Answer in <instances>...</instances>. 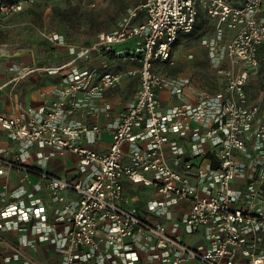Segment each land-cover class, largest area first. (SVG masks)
<instances>
[{
	"label": "built area",
	"instance_id": "2783aa9c",
	"mask_svg": "<svg viewBox=\"0 0 264 264\" xmlns=\"http://www.w3.org/2000/svg\"><path fill=\"white\" fill-rule=\"evenodd\" d=\"M35 1L1 0L0 15ZM200 10L214 24L213 35L203 40L208 57L214 65H227L224 86L215 92L197 91L188 78L154 70L155 62L169 60L178 35L193 31ZM140 14L143 19L136 22ZM47 40L64 44L57 33ZM127 41L131 47L116 48ZM90 51L138 65L129 72L138 75L135 98L115 126L103 129L72 116L86 106L95 116L106 112L108 106H94V100L115 86L122 72L95 80L91 69L74 70L50 103L11 115L0 112V126L20 148L12 160L0 152V180L12 168L21 170L23 181L36 177L28 189L15 188L12 199L0 196V233L23 232L14 249L23 257L15 264H45L22 250L49 240L61 256L59 264H264L254 249L244 251L243 259L238 252L248 238L264 232V0H138L116 28L98 34L75 59ZM250 78L259 82L261 102L248 99ZM165 88L179 98L190 91L194 101L164 110L157 92ZM103 130L111 138L100 151L93 144ZM187 131L191 157L182 161L185 151L178 146L170 163L167 134ZM33 147L39 167L25 164ZM68 153L75 158L70 177L55 171ZM125 181L154 190L143 212L126 195ZM7 188L0 181V189ZM185 201L182 225L202 232L196 244L170 232L160 219ZM47 203L54 207L49 210ZM25 224L31 225V236ZM9 261L6 256L0 264Z\"/></svg>",
	"mask_w": 264,
	"mask_h": 264
},
{
	"label": "crops",
	"instance_id": "0c3cea01",
	"mask_svg": "<svg viewBox=\"0 0 264 264\" xmlns=\"http://www.w3.org/2000/svg\"><path fill=\"white\" fill-rule=\"evenodd\" d=\"M39 1L42 0H37L34 3ZM30 4L32 3L26 4L24 8ZM13 13L7 16L0 15V112L11 115L23 108H37L50 103L57 98L56 90L65 85V77L74 70H81L84 68L91 69L95 74V80L98 76L106 72H122V76L118 83L106 89L101 97L94 100V106L101 107L107 105L108 109L106 112H99L95 116L89 110L90 106H86L77 110L72 116L82 123L97 124L103 129L115 126L117 115L127 108L135 98L139 87L138 75H130L129 72L135 70L138 65L117 58L106 59L105 56H102L96 51H90L82 58L80 57L81 59L78 58L79 60H76L75 58L78 51L90 46V44L88 46L76 47L67 45L65 39L62 45L51 44V49L49 51L45 49L42 50L37 44H32L30 47L20 46V44L16 46L13 40H6L1 37V33L5 31L4 29L10 27L11 23H9V19ZM198 14H200V12ZM198 18L199 16L196 17L194 29L199 28ZM142 19L143 14H140L136 22ZM208 20L213 28V21L209 18ZM212 33H214V31ZM225 33L226 35H230L231 31L225 30ZM186 35L188 34L178 35L171 48L174 47L181 36ZM131 43L132 41H127L116 45V48L131 47ZM157 62L164 64L163 62L165 61ZM190 83L197 91H204L198 86H195L191 81ZM157 95L164 110H169L170 106L173 105H181L185 104V102L186 104H191L194 101V96L190 91L186 92L183 98L173 95L167 88L159 90ZM188 137L189 131H187L184 136L175 133L167 134L165 154L167 158H169L170 163H172V150L178 146L183 147L185 151L184 154L180 156L182 161L191 157L187 149ZM110 138V132L103 130L100 133L99 139L93 146L96 150H104L108 146ZM202 147L207 149L208 144H202ZM1 151H4L3 156L8 160L14 159L16 153L20 151L16 142L8 137L3 126H0V152ZM37 151L38 149L36 147L30 149V155L25 161L26 165L39 167L40 164H42V161H40L37 156ZM74 159V156L69 153L63 156L59 166H57L55 170L56 173L60 175L64 174L67 177L74 175ZM176 168L181 169V166L176 165ZM46 169L51 170L50 163L46 164ZM22 176L23 173L20 169H10L8 174L3 176L0 180L8 186L6 190L0 189V196L12 199L11 193L15 188L22 185L28 189L31 183L36 180V177L31 176V183L26 182L22 180ZM124 187L126 195L130 197L131 201L137 205L142 212L144 211L146 201L155 197L154 190L151 187L134 185L129 181L124 182ZM47 207L51 210L54 205L47 203ZM188 207L189 204L186 201L174 204L169 212L165 216L160 217V219L166 224L170 232L179 235L189 244H196L202 241V232L192 233L186 231L181 221ZM25 226L27 228V232H25L26 235L31 236V225L25 224ZM22 234V231L16 229H5L0 233V263L6 256L9 257V264H15L21 261L23 256L14 252V249L18 247V240ZM252 249H254L258 257L264 258V232H258L254 239L248 238V240L243 243L242 247L238 250L239 259L246 258L243 256V252ZM22 251L29 259L38 260L45 264H59L61 261V256L54 251L53 240L39 241L32 245L29 244L24 247ZM152 264L161 263L155 261ZM182 264L192 263L184 262Z\"/></svg>",
	"mask_w": 264,
	"mask_h": 264
},
{
	"label": "rangeland",
	"instance_id": "374dc122",
	"mask_svg": "<svg viewBox=\"0 0 264 264\" xmlns=\"http://www.w3.org/2000/svg\"><path fill=\"white\" fill-rule=\"evenodd\" d=\"M137 1L42 0L13 13L9 19L11 25L4 29L1 37L13 40L16 46L37 44L49 51L51 43L47 36L57 33L64 37L67 45L88 46L96 41L98 34L116 28L126 9ZM198 21L199 28L181 36L171 48L169 60L164 64L156 62L154 69L168 78L187 77L202 90L215 92L224 86L227 65L211 63L203 40L213 35V28L203 10ZM259 90L258 80L250 78L246 85L250 103L261 102Z\"/></svg>",
	"mask_w": 264,
	"mask_h": 264
},
{
	"label": "trees",
	"instance_id": "16d2710c",
	"mask_svg": "<svg viewBox=\"0 0 264 264\" xmlns=\"http://www.w3.org/2000/svg\"><path fill=\"white\" fill-rule=\"evenodd\" d=\"M33 3H34V2H33ZM198 16H199V14H198ZM198 16H197V17H198ZM90 45H91V44H90ZM81 58H82V57H81ZM81 58H79V59H81ZM113 58H114V57L112 56L110 59H113ZM79 59H78V60H79ZM76 60H77V59H76Z\"/></svg>",
	"mask_w": 264,
	"mask_h": 264
}]
</instances>
